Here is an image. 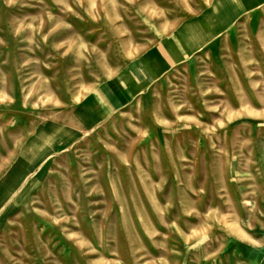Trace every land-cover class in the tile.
<instances>
[{
  "label": "rangeland",
  "instance_id": "374dc122",
  "mask_svg": "<svg viewBox=\"0 0 264 264\" xmlns=\"http://www.w3.org/2000/svg\"><path fill=\"white\" fill-rule=\"evenodd\" d=\"M0 264H264V0H0Z\"/></svg>",
  "mask_w": 264,
  "mask_h": 264
},
{
  "label": "crops",
  "instance_id": "0c3cea01",
  "mask_svg": "<svg viewBox=\"0 0 264 264\" xmlns=\"http://www.w3.org/2000/svg\"><path fill=\"white\" fill-rule=\"evenodd\" d=\"M187 33V37L189 36V32L187 31L186 32ZM207 34V36L206 37H204L205 39H204V41H206L207 39L208 40H210V35H209V33H206ZM189 38V37H188ZM191 39V38H190Z\"/></svg>",
  "mask_w": 264,
  "mask_h": 264
}]
</instances>
